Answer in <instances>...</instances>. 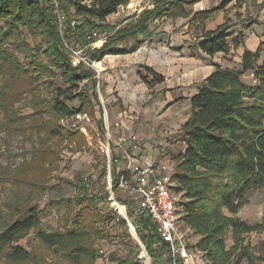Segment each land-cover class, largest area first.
Listing matches in <instances>:
<instances>
[{
    "label": "trees",
    "instance_id": "1",
    "mask_svg": "<svg viewBox=\"0 0 264 264\" xmlns=\"http://www.w3.org/2000/svg\"><path fill=\"white\" fill-rule=\"evenodd\" d=\"M130 1L57 0L56 6L52 0H0V75L9 74L14 80L35 74L52 83L53 80H47L54 75L52 66L35 60V47L27 40L41 35L46 46L41 54L53 60L62 82L70 91L74 90L66 99L79 102L77 108L69 106L61 99L63 91L58 88L60 94L54 96L50 108L44 110L49 111L53 120L48 124L51 135L70 141L77 135L84 136L61 126L60 120L65 116L77 112L93 116L98 110L103 117L96 77L91 69L72 65L65 42L75 46L91 30H99L107 32L108 38L103 45L102 42L99 44L102 45L100 48L88 52L91 60L101 61L107 55L128 54L136 48H121L119 43L146 33L154 17H188L187 6L198 0H155L158 3L155 8L144 10L130 25L116 29V26L108 24L107 18ZM223 7L218 6L215 10ZM58 11L62 13L65 24L71 20L76 22L74 28L67 27L63 34L58 24ZM212 12H204V18ZM231 35L229 28L222 24L215 30L205 31L198 46L211 57L220 52L229 54L232 49L244 45L243 34L229 40ZM260 56V48L256 51L245 48L240 67L224 68L215 64L212 73L201 82L198 92L190 99L191 116L180 132L184 149L174 157V190L181 197L185 224L200 236L196 247L206 252L210 264H264V248L260 255L255 256L244 243L246 234L264 231V221L252 225L233 216L248 203L249 192L264 188V63L257 66ZM144 67L154 82L164 80L153 68ZM251 71L255 84L244 80L245 74ZM142 79L147 82L146 77L142 76ZM83 82H86L85 86L81 87ZM101 122V133L105 137L104 122ZM116 169L117 164H113V191L118 189L120 177ZM88 185L81 187L85 189ZM105 197L108 200L109 191ZM119 202L127 203L120 199ZM41 213L38 207L29 206L24 212L19 211L13 221L4 224L0 230V256L5 253L12 261H28L30 252L17 242L30 232H34L49 249L72 247L74 264L79 263L81 257L90 255L89 247L85 246L88 234L79 226L81 222L77 221L64 232H48L41 225ZM128 214L134 218L149 254L159 252L153 248L159 236L150 218L134 217L132 211ZM121 220L126 222L124 218ZM230 230L234 243L227 247Z\"/></svg>",
    "mask_w": 264,
    "mask_h": 264
},
{
    "label": "rangeland",
    "instance_id": "2",
    "mask_svg": "<svg viewBox=\"0 0 264 264\" xmlns=\"http://www.w3.org/2000/svg\"><path fill=\"white\" fill-rule=\"evenodd\" d=\"M140 3V0H131L128 5L120 7L116 14L109 16L107 23L118 29L130 25L135 21L137 14L134 9H139L142 5ZM204 4L205 11H198L199 5L187 7L190 12L188 17L169 18L164 15L165 17L152 18L147 37H153V39L149 43L161 44L162 47L176 51L189 44L188 49L193 55L202 56L198 50V42L207 30L206 22L203 21L204 12L212 11L215 6L221 5L224 6L223 9L216 12L217 18L214 17L215 27H218L219 21H223L232 34L229 40L241 33L245 43L244 32L247 29L250 31L246 34L253 35L256 30H259L258 25H264V22H261L264 20V0H207ZM127 6L132 9H126ZM59 13L65 24L62 13L60 11ZM187 25L188 27L185 28ZM212 25V20H209L208 26L212 27ZM261 30L264 36V28ZM105 34L102 32L103 36ZM138 38H143V35L127 38L119 43L118 47L128 49L138 43ZM27 40L31 41L35 47V60L52 66L54 75L47 79L53 80L52 83H48L45 77H38L35 74H28L14 80L9 74L0 75V230L5 227V223L13 221L19 211L24 212L29 206H36L42 212L41 225L48 232H64L72 228L77 221L81 222L78 223L79 226L88 234L85 238V246L89 247L90 255L81 257L76 264H146L148 258L146 256L140 258L142 253L140 243L133 235L128 221L121 215L118 208L113 206L110 196L108 200L105 197L106 191H111L110 184H113L111 182V179L113 180L112 166L110 169L106 152L110 147L113 165L117 164L114 161L115 158L119 159V162L124 161L122 156L125 152L123 151L127 150L125 146L121 148L118 145L117 138L123 130L115 126V123L120 120L119 114L125 107L121 101H116L112 95H107L105 92L106 76L109 75L107 73L119 67H111L115 63L103 62L102 66H98L100 73L91 69L98 81L97 90L103 107V117L98 110L93 116L89 114L91 122L87 126L88 135L76 130L72 132H79L84 136L81 138L77 135L76 138H81L79 140L76 138L72 141L66 140L49 133L48 124L53 120L49 111L44 110L46 108L48 110L53 97L60 94L58 88L63 91L61 99L65 100L69 106L77 108L79 102L77 99L74 101L66 99V96L74 90L70 91L62 82L60 71H57L53 60L41 54L46 47L42 36H37L36 39L28 37ZM179 45L180 47H177ZM230 54L232 57L235 56L233 53ZM232 57H229L226 62L223 61L222 64L227 66L233 64L235 61ZM21 59L23 60L24 57L22 56ZM205 60L212 62L209 57ZM70 61H72L71 58ZM98 62L101 63V61ZM138 67L143 75L148 76V72L142 65ZM101 68L104 69L101 70ZM148 79L151 81L152 76ZM139 80L143 82L140 76ZM244 80L253 84L255 78L252 72H248ZM85 83L83 82L81 87H84ZM153 88L154 85L149 90ZM134 113L133 115H137L136 112ZM106 120L110 122V131L106 132L104 137L101 133V121L105 124ZM165 141L166 139L163 146L172 143L173 138ZM128 151L131 153L130 150ZM158 152L157 148L156 153ZM122 169L123 166L117 164L116 170L119 172ZM85 184L89 185L84 189L81 186ZM113 193L118 203L119 199L127 202L134 200L132 195L121 189H116ZM176 196L180 211L179 230L186 236L189 247L193 249L200 236L185 224L180 204L181 197L178 194ZM247 198L248 203L233 216L252 225L261 224L264 221V188L252 190ZM131 211L134 212L132 207L127 208V214ZM225 212L232 216L228 211ZM128 217H130L129 214ZM121 218H124L126 222H123ZM132 221L135 225L134 218ZM138 230L136 228L140 238ZM244 238V243L249 246L255 256L262 253L264 231H253L246 234ZM233 243L230 230L227 234L226 246L230 247ZM17 244L30 252V259L26 262H15L4 253L0 256V264H74L72 247L49 249L37 239L34 232H30ZM153 248L160 251L156 250L157 253L154 255L148 252L152 258L162 256L165 250L159 241L153 244ZM101 250L104 251V255L100 254Z\"/></svg>",
    "mask_w": 264,
    "mask_h": 264
},
{
    "label": "crops",
    "instance_id": "3",
    "mask_svg": "<svg viewBox=\"0 0 264 264\" xmlns=\"http://www.w3.org/2000/svg\"><path fill=\"white\" fill-rule=\"evenodd\" d=\"M205 1L207 0H198L191 7L204 4ZM157 4L154 0L152 6L144 10L154 9ZM215 8L208 18L203 19L207 25V30L205 31L217 28L215 27L214 17L217 18L215 16L216 12L222 9L215 10ZM139 15H135V20ZM190 16L192 17V14ZM209 20L213 22L212 27L208 26ZM219 22L218 26L223 24V21ZM261 22L263 23L264 20ZM187 27L188 25L185 26V28ZM257 27L259 30H256L253 35L246 34L250 29L244 32L246 35L244 45L232 49L230 52L235 54L234 57L230 53L224 54L222 52L211 57L205 54L199 46L198 50L202 53V56H195L188 49L189 44L177 51L162 47L161 44L153 45L152 42L149 43L153 37H147L149 35L147 31L142 34L143 38H138V43L128 48H136L135 51L123 55H107L101 60L100 66H102L103 62H106L110 64L115 63L111 67H119V69H114L107 73L109 75L106 76L107 85L105 86V92L107 95H112L116 101H121L125 107L119 114L118 119L122 121L121 130L123 131L117 139L118 142H121L122 146L127 148L128 153V150L131 151L134 160L138 162L153 161L157 165L169 163L173 168L175 167L174 157L184 149V143L180 139V132L182 126L191 116L190 99L198 92L201 82L212 73L215 68L214 65L217 64L224 68L240 67L245 48L251 51H256L260 48L261 56L257 62V66L259 67L264 63V46L262 45L264 44V36L261 30L264 28V25H258ZM201 40L202 38L199 42ZM177 47H180V45ZM206 57L211 58L212 62H207L205 60ZM229 57H232V60L234 58L235 62L229 66L222 64ZM139 65L153 68L155 72L164 77V80L156 83L152 77L150 81L148 77L152 75L149 73L148 76L143 75L138 67ZM105 71L107 72V68ZM251 72L253 75V71ZM139 76L141 79L142 76L146 77L148 83L143 79L144 83L141 82ZM255 83L256 80L253 84ZM153 85L154 88L149 90ZM134 112L137 115H133L135 114ZM132 135L137 136L136 148H132ZM168 138H173V142L163 146L164 140ZM157 148L159 149L158 154L156 153ZM122 157L124 158L125 156ZM123 162L121 161V163Z\"/></svg>",
    "mask_w": 264,
    "mask_h": 264
},
{
    "label": "built area",
    "instance_id": "4",
    "mask_svg": "<svg viewBox=\"0 0 264 264\" xmlns=\"http://www.w3.org/2000/svg\"><path fill=\"white\" fill-rule=\"evenodd\" d=\"M57 6V0H52ZM154 0L141 1L139 9H134V12L139 15L146 8H150ZM131 5V4H130ZM125 9V7H123ZM132 9L127 6L126 9ZM204 4H199V10H205ZM131 14V12H130ZM132 15V14H131ZM59 28L63 34L67 27L74 28L76 25L75 20L69 21L67 24H63L61 15L58 11ZM118 29V28H116ZM104 36L99 30H91L86 34L82 40L78 41L75 46L69 45L65 42L66 47L70 52V58L74 67H84L93 69L97 73H100V69L97 66L98 61L91 60L88 52L94 51L99 48L98 43H104L108 38L107 32ZM104 68H101L103 70ZM98 86V85H97ZM107 119V118H106ZM91 122L90 115L88 113L77 112L70 116H65L60 120L61 126L69 131H81L85 135H88V124ZM122 121L119 120L115 123V126L121 127ZM105 134L110 131V122L106 120ZM107 130V131H106ZM122 141V140H120ZM132 148L137 147V136H131ZM166 139L165 142H167ZM122 148L121 142H117ZM125 157L124 162L114 159L118 166L122 165L124 168L119 171V184L118 189L129 193L133 196V202H127L121 204L125 208V214H121L129 223L133 235H135L137 241L140 243L141 256H146V264H207L208 260L206 252L196 247L191 249L188 245L186 236L179 230L180 211L178 208V198L175 193V182L172 181V175L174 168L165 163L157 165L153 161L138 162L134 160L131 153L124 150ZM107 157L109 162V168L112 166V150L109 147L107 150ZM115 157V156H114ZM119 158V156L117 155ZM112 182V179H111ZM113 184H110L109 196L110 200H116L113 193ZM120 203V202H119ZM114 207H117L113 204ZM132 207L134 210V217L147 216L154 223L156 232L159 236V244L164 246V252L162 256L151 257L145 245L141 242L136 232V227L133 224L132 218L128 217L127 208ZM144 251L147 254H144ZM101 255H104V251H100Z\"/></svg>",
    "mask_w": 264,
    "mask_h": 264
},
{
    "label": "bare ground",
    "instance_id": "5",
    "mask_svg": "<svg viewBox=\"0 0 264 264\" xmlns=\"http://www.w3.org/2000/svg\"><path fill=\"white\" fill-rule=\"evenodd\" d=\"M100 43L101 42L98 43V46H99ZM98 65L100 66V63H97V66ZM114 205L117 206V208H118V210L120 211L121 214H123V215L125 214V212H126L125 208L121 204H119L117 200L114 201ZM144 254H147V253L144 251Z\"/></svg>",
    "mask_w": 264,
    "mask_h": 264
}]
</instances>
